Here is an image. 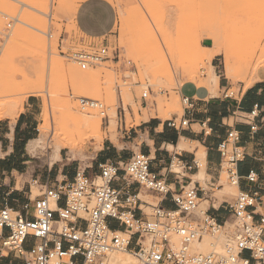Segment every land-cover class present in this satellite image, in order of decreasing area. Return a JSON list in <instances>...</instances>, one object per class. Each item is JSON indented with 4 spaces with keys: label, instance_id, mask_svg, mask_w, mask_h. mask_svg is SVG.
<instances>
[{
    "label": "rangeland",
    "instance_id": "374dc122",
    "mask_svg": "<svg viewBox=\"0 0 264 264\" xmlns=\"http://www.w3.org/2000/svg\"><path fill=\"white\" fill-rule=\"evenodd\" d=\"M111 1L118 20L107 45L84 37L75 23L66 19L68 4L78 6L79 0H0V109L14 111L0 123H13L28 104H33L35 138L38 128L45 133L44 146L30 159L27 172L16 178L20 184L26 183L27 189L32 188V198L39 195L36 176L56 161L58 165L70 161L93 178L86 166L104 141L116 143L126 130V140L138 146L141 134L131 128L154 117L179 119L185 108L180 95L184 82L209 87L211 93L214 88L206 85V77L212 73L229 94L264 84L263 66L257 79L248 75L243 82L229 80L224 74L226 57L253 70L263 52L264 0L262 4L261 0ZM246 23L251 26L248 34L244 33ZM203 40L209 48L201 47ZM102 45L109 50V60L86 70L65 57L66 52ZM219 48L221 54L216 53ZM215 92L211 96H218L219 87ZM81 99L97 101L102 109L82 106ZM97 119L100 127L98 137H94L82 123L90 125ZM68 139L74 140L73 144L65 143ZM203 175L200 184L206 189L204 183L209 178ZM38 184L44 185L42 178ZM215 186L218 198L235 200L238 189L227 183L223 170ZM226 230L216 237H203L192 246L193 252L221 251L232 231L229 225ZM172 242L178 246L176 237ZM128 258L129 264L135 263L131 253ZM15 263L21 261L14 255L0 259V264Z\"/></svg>",
    "mask_w": 264,
    "mask_h": 264
},
{
    "label": "built area",
    "instance_id": "2783aa9c",
    "mask_svg": "<svg viewBox=\"0 0 264 264\" xmlns=\"http://www.w3.org/2000/svg\"><path fill=\"white\" fill-rule=\"evenodd\" d=\"M108 55L104 45L65 53L81 70L108 61ZM146 97L142 95L144 100ZM181 101L189 104L187 98ZM80 102L82 106L102 109L97 101ZM256 115L254 110L246 119L251 121ZM187 124L181 121L178 127ZM168 126L176 128L175 121H169ZM249 127L251 132L257 129L256 125ZM239 143L238 132L231 130L218 146L220 168L227 183L237 189L241 180L238 165L245 158ZM174 167L183 165L172 160L170 168ZM243 179L255 185L257 191H238L228 206L233 222L222 224L199 210V190L192 185L171 196L175 210L155 206L150 220L138 217L140 199L137 193L129 192L132 184L160 199L170 194L165 181L151 172L149 158L141 153H134L122 170L110 163L100 165L99 175L93 178L78 172L72 181L42 186L36 179L39 195L32 206H24V215L0 208V259L14 255L21 264H108L113 254L130 252L134 264H264V217L255 219L262 204L261 185L253 173ZM119 180L125 184L123 193L112 186ZM110 221H115L121 230H113ZM227 225L232 231L221 251L193 252L195 243L205 236L225 234ZM173 237L178 239V246L172 242Z\"/></svg>",
    "mask_w": 264,
    "mask_h": 264
},
{
    "label": "crops",
    "instance_id": "0c3cea01",
    "mask_svg": "<svg viewBox=\"0 0 264 264\" xmlns=\"http://www.w3.org/2000/svg\"><path fill=\"white\" fill-rule=\"evenodd\" d=\"M79 1L81 2L78 6L73 3L68 4L66 19L72 20L84 37L109 45L118 20L112 1ZM204 42L205 40L202 41L201 47L209 48ZM218 87V96H211L207 88L195 87L189 82H184L181 85L180 95L181 98H187L189 104L185 105L179 119L164 121L154 117L131 128L133 133L141 134L142 139L138 146L126 140L128 134L126 130L116 143L110 140L104 141L86 166L87 170H92L94 177L99 175V166L105 163L120 166L122 170L123 165L137 150L138 153L149 158L151 172L163 179L170 189V194L160 199L132 184L129 192L137 193L140 199V207L136 212L138 217L150 220L151 209L155 206L167 211L175 210L171 196L179 194L186 185H192L199 190L200 211L207 213L220 224L231 223L233 215L228 206L234 201L218 198L213 187H216L215 182L219 181L222 171L218 146L228 132L234 130L238 132L239 144L245 152L244 160L238 165V175L241 177L238 191L248 193L257 191L255 185L243 179L250 173L255 174L261 185L259 194L262 200V204L255 212V219L264 217V84H256L245 92L231 94L230 97H225L227 93L229 94L226 87H220L219 83ZM33 106L28 104L13 123H0V208L13 209L20 215L25 214L24 206H32L37 196L32 198V188L27 189L26 183L20 184L16 178L27 172L30 159L38 154L45 141L44 139L40 144H36L41 137L38 128L39 136L35 138L36 119L31 113ZM254 110L256 117L248 121L246 118ZM173 120L176 128L168 126V122ZM181 121H187V126L178 127ZM250 124L256 125V131H250ZM33 143L36 145L31 149ZM186 143H189V146ZM55 152L58 153L57 147ZM199 153L202 155L203 177L209 178L204 183L206 189L200 184L203 179H198L201 169L198 161ZM172 160L182 163L183 167L179 168L178 172L170 168ZM58 164L59 161H56L54 165L37 175L36 179L42 178L43 184H52L61 180L72 181L78 172L86 174L84 170L76 169L75 164L70 161H61V165ZM120 176H122L121 171ZM112 186L122 193L125 189L122 180L114 182ZM109 224L113 230H121L115 221H110Z\"/></svg>",
    "mask_w": 264,
    "mask_h": 264
},
{
    "label": "bare ground",
    "instance_id": "6f19581e",
    "mask_svg": "<svg viewBox=\"0 0 264 264\" xmlns=\"http://www.w3.org/2000/svg\"><path fill=\"white\" fill-rule=\"evenodd\" d=\"M264 3V2H263ZM261 4H262V0H261ZM241 24H244L243 22L241 23ZM246 24H248V23H246ZM43 26H45V25H43ZM244 27H246V28H244V33H247L249 30H247V29H249L251 26L248 24V25H245ZM249 27V28H248ZM254 27V26H253ZM256 27V26H255ZM35 28V27H34ZM252 29V28H251ZM231 31V30H230ZM243 33V34H244ZM225 34H227V33H225ZM248 34V33H247ZM228 35V34H227ZM239 35V34H238ZM244 35H246V34H244ZM223 36V35H222ZM263 36V35H262ZM34 38V37H33ZM39 38V37H38ZM226 38V37H225ZM246 38V37H245ZM35 40V38L32 40V41H34ZM39 40V39H38ZM247 40V39H246ZM40 41H42V40H40ZM38 42V41H37ZM44 42V41H43ZM213 42H215V41H213ZM42 43V42H41ZM247 43V42H246ZM38 45V44H37ZM45 46V45H44ZM264 48V47H263ZM262 48V49H263ZM261 49V50H262ZM45 50V49H44ZM42 51L41 50V53H42V55H45L46 53H45V51ZM263 52L261 53V55H259V57H258V59H257V63L255 64V66H254V68H253V70H250V68H249V66H247L246 68H244V67H240V66H238L237 65V63L236 64H234V63H232L230 60H229V58L228 57H226V59H225V67H224V74L226 75L225 77L227 78V79H229V80H232V81H235V82H237V81H246L245 79L246 78H248V75H251V76H254V77H256L257 76V73H258V69H259V67L260 66H263L264 67V49L262 50ZM216 53L217 54H221V50H220V48L219 49H217L216 50ZM226 55V54H225ZM237 55V54H236ZM204 59V58H203ZM207 60V59H206ZM208 61V60H207ZM56 69V68H55ZM58 69V68H57ZM56 69V70H57ZM74 69V68H73ZM207 79H206V85L207 86H212L213 85V90H211V94L213 93H216L215 92V90H217V88H218V80H217V78H215L214 77V75L212 74V73H210V74H207V77H206ZM252 78V77H251ZM258 77H256V79H257ZM250 79V78H249ZM259 80V79H258ZM257 80V81H258ZM199 85V84H198ZM200 86H203V85H200ZM205 87V86H204ZM206 88V87H205ZM209 88V87H208ZM207 88V89H208ZM210 89V88H209ZM208 89V90H209ZM113 93V92H112ZM209 93V92H208ZM114 95V94H113ZM108 97H110L109 95H108ZM111 98H112V96H111ZM110 98V99H111ZM112 100V99H111ZM2 103V102H1ZM5 104H7L8 105V102H6ZM3 105H4V101H3ZM6 105V107H8ZM110 105V104H109ZM0 106H2V105H0ZM1 108V107H0ZM3 108V107H2ZM176 111V110H175ZM179 110H177V112H178ZM12 114H14V111L12 110V109H10L9 111H5V110H1L0 109V121L1 120H4V119H6V118H8V116H10V115H12ZM101 115H103V114H101ZM82 125L84 126H82L84 129H86V131L88 130V129H90L91 131H92V133L95 135L94 137H98V132H99V127H100V119H97L96 121H94V122H92V123H90V125H88V123L85 121L84 123H82ZM81 127V128H82ZM82 128V129H83ZM79 131H80V128H79ZM79 131H78V133H79ZM82 131V130H81ZM39 132H40V137H41V139L40 140H38L37 142H36V144H40L44 139H45V133H44V131H43V129L42 128H39ZM75 133V132H74ZM82 133H83V131H82ZM87 133V132H86ZM79 135V134H78ZM74 136V135H73ZM72 136V137H73ZM86 136V135H85ZM93 136V135H92ZM71 137V138H72ZM74 141V140H73ZM72 139L70 140V139H68V141H66L65 143H67V142H69L70 144H73L72 142ZM35 143H33V144H31V146H30V148L32 149L35 145H36ZM65 146H66V144H65ZM67 146H70V145H67ZM60 146H57V148H59ZM64 147V146H63ZM198 161H199V166H201L200 168V170H199V176H198V179L199 180H201V175L204 173V170H203V161H202V155H201V153H199L198 154ZM175 171H176V169H175ZM177 172V171H176ZM129 254H130V252L128 253V252H123V253H121V254H113L111 257H110V259H109V262H108V264H129Z\"/></svg>",
    "mask_w": 264,
    "mask_h": 264
},
{
    "label": "trees",
    "instance_id": "16d2710c",
    "mask_svg": "<svg viewBox=\"0 0 264 264\" xmlns=\"http://www.w3.org/2000/svg\"><path fill=\"white\" fill-rule=\"evenodd\" d=\"M5 263H8V260H5ZM15 264H17V263H15Z\"/></svg>",
    "mask_w": 264,
    "mask_h": 264
}]
</instances>
